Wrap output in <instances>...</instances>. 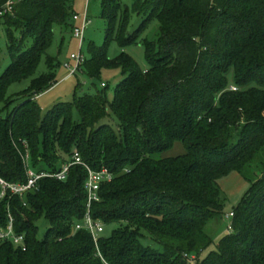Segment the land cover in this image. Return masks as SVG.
Wrapping results in <instances>:
<instances>
[{
  "label": "trees",
  "instance_id": "1",
  "mask_svg": "<svg viewBox=\"0 0 264 264\" xmlns=\"http://www.w3.org/2000/svg\"><path fill=\"white\" fill-rule=\"evenodd\" d=\"M75 1L19 0L0 14L9 58L0 74V175L26 181L23 140L37 171L58 170L76 151L90 168L113 173L90 215L115 228L96 244L88 231H73L86 212L87 171L72 165L65 180L42 177L24 197L0 200V228L8 208L26 243L21 250L1 241L0 264H264V0H100L103 44H87L78 70L90 78L119 70L123 78L112 99L104 83L41 116L37 96L58 82V62L47 54L53 28L72 31ZM133 14L141 22L129 31ZM110 41L121 48L112 58ZM136 43L146 68L123 51ZM42 58L47 71L33 77ZM175 142L184 153L157 157ZM231 171L249 187L231 230L203 255L212 244L205 224L222 210L216 181ZM41 218L49 226L39 238Z\"/></svg>",
  "mask_w": 264,
  "mask_h": 264
},
{
  "label": "rangeland",
  "instance_id": "2",
  "mask_svg": "<svg viewBox=\"0 0 264 264\" xmlns=\"http://www.w3.org/2000/svg\"><path fill=\"white\" fill-rule=\"evenodd\" d=\"M120 2L122 4L131 5L133 0H120ZM85 5L86 0H76L74 6L75 12L82 14L85 9ZM100 10V0L88 1L87 12L91 19V23L85 30L84 41L81 47V51L86 56V46L90 41L99 46L103 44L106 20L101 17ZM140 22L141 17L133 14L128 28L129 31H133ZM157 28L158 23L154 20L151 22L145 35L154 37L157 32ZM79 50V39L73 36L69 29L60 30L58 26H54L53 39L47 50V54L54 57L58 62V66L55 69L56 79L58 82L50 89L37 96V103L41 109V116H43L48 109L58 102L72 101L74 92H76L77 95H82L84 93L94 94L98 90H102V82L107 84L105 90L108 98L112 99L114 87L123 78V75L119 70H103L100 78H90L84 71L80 70L69 75L68 73L75 66V61L71 59V54H78ZM123 51L131 55L141 68L147 67V62L143 55V47L140 43L129 45L124 48ZM106 52L108 57L112 58L121 52V48L115 41H110L106 45ZM66 63H68L69 67L65 66ZM8 64L9 58L6 47V35L4 27L0 22V74ZM46 71L47 67L44 58H42L33 77L45 73ZM227 78L229 85L232 86V69L229 70ZM29 81L30 78H27L20 82L13 83L7 91V96L17 94L29 84ZM73 118L75 120L79 119L78 113L75 109L73 110ZM108 122L113 126L115 125L113 120H109ZM184 152L185 150L182 143L175 142L169 150L158 154L157 157H174ZM216 184L219 189V200L222 204V210L210 218L205 224L204 230L212 238V244L203 251V255H205L208 251L215 249V245L219 238L228 233L232 218L229 216V213L232 212L238 205L242 196L249 187V181L236 171H231L220 177L216 181ZM36 225L38 227V237L42 238L49 224L44 218H41L36 222ZM114 228L115 224L104 225L102 235L109 236ZM191 256L194 258L195 254H191Z\"/></svg>",
  "mask_w": 264,
  "mask_h": 264
},
{
  "label": "built area",
  "instance_id": "3",
  "mask_svg": "<svg viewBox=\"0 0 264 264\" xmlns=\"http://www.w3.org/2000/svg\"><path fill=\"white\" fill-rule=\"evenodd\" d=\"M19 0H9L4 7L0 8V14L7 13L12 11L13 5ZM89 0H86L85 9L82 14L74 13L72 16V35L79 39L80 50L78 54H71V59L75 61V66L68 73L69 75L74 74L78 67L85 61L86 55L81 51V47L84 41V33L88 25L91 23V19L87 12V4ZM66 67H69L68 63L65 64ZM104 86V83H101ZM232 90L236 88L234 86L231 87ZM25 147V153L22 154V161L25 168V182H10L4 179L0 175V200L9 196H19L24 197V195L31 190L37 188V182L42 177H53L57 180H65L69 168L72 165H82L86 171L87 176L84 183V188L86 190V212L83 218L74 223L73 231L83 229L90 233L95 244L97 243L98 238L102 235L104 230V224L99 219H93L90 215V206L93 202L99 200V188L100 185L104 182H109L113 179L114 175L111 173L106 167H102L98 170H94L90 168L87 164H85L79 154L75 151L71 157L69 162L63 163L60 168L56 171H45L35 170L30 163L29 154L27 151V143L26 141H22ZM233 213L230 212L229 216L232 217ZM13 216L10 210L7 208V224L5 227L0 228V242L1 241H11L14 247L20 248L21 250H25V236L24 234H17L13 228ZM231 227L229 226V231ZM190 262H194V258H190Z\"/></svg>",
  "mask_w": 264,
  "mask_h": 264
},
{
  "label": "crops",
  "instance_id": "4",
  "mask_svg": "<svg viewBox=\"0 0 264 264\" xmlns=\"http://www.w3.org/2000/svg\"><path fill=\"white\" fill-rule=\"evenodd\" d=\"M73 23V22H72Z\"/></svg>",
  "mask_w": 264,
  "mask_h": 264
}]
</instances>
